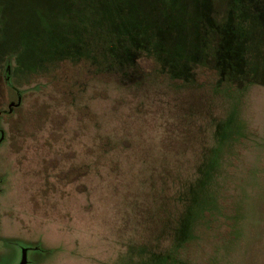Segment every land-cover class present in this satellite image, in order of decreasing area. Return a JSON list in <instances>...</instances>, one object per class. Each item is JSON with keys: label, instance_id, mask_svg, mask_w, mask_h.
<instances>
[{"label": "rangeland", "instance_id": "rangeland-1", "mask_svg": "<svg viewBox=\"0 0 264 264\" xmlns=\"http://www.w3.org/2000/svg\"><path fill=\"white\" fill-rule=\"evenodd\" d=\"M232 4L235 61L179 78L67 55L202 56L192 0H0V264H264V9Z\"/></svg>", "mask_w": 264, "mask_h": 264}, {"label": "trees", "instance_id": "trees-1", "mask_svg": "<svg viewBox=\"0 0 264 264\" xmlns=\"http://www.w3.org/2000/svg\"><path fill=\"white\" fill-rule=\"evenodd\" d=\"M42 0H1L5 7H24V4H38ZM164 1V0H161ZM167 1V0H165ZM192 5L196 9V25L197 35L203 47V55L198 56L196 54H189L188 57H182L173 59L168 56V53L160 48L158 45L159 35L156 31L147 29L145 31H134L130 33L128 43L121 47L118 52L114 51L110 56L102 53L98 54L99 50L92 45L86 46L80 45L81 51H70L67 55L71 60L79 61L83 59L88 65H92L96 72L105 71L100 66L101 58H106L107 62L104 65L110 71H119L118 73H136V76L140 73V68L137 65V58L141 55L152 57L158 64L161 70H168L172 73L173 77L187 78L194 72V68L198 66L210 67L211 60L216 56L215 48L220 43L223 44V50L225 52L226 60L234 62L235 58L232 54L236 51L228 43L227 36L230 30L227 28V22L234 16L233 1L234 0H192ZM240 7L248 11L260 12L264 9V0H237ZM70 5L69 1H64V7ZM147 19V18H146ZM145 19V21H146ZM19 30L8 29L3 31V40L7 43L5 47L0 45L1 60L10 55H16L13 47L15 39L20 37ZM232 51H234L232 53ZM76 57V58H75ZM80 57V58H77ZM75 58V59H74ZM18 68L22 65L17 61ZM205 64V65H204ZM238 64V62H236ZM235 63H230V68L235 69ZM8 67V66H7ZM41 67V66H40ZM37 67L38 69H41ZM33 70L37 69L35 66L31 67ZM8 69V68H7ZM121 71V72H120ZM5 82L9 77V71L5 72Z\"/></svg>", "mask_w": 264, "mask_h": 264}]
</instances>
